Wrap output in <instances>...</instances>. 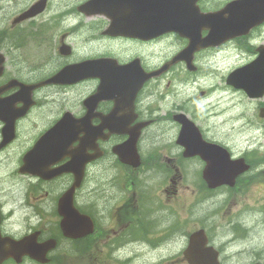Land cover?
Segmentation results:
<instances>
[{
	"label": "rangeland",
	"instance_id": "obj_1",
	"mask_svg": "<svg viewBox=\"0 0 264 264\" xmlns=\"http://www.w3.org/2000/svg\"><path fill=\"white\" fill-rule=\"evenodd\" d=\"M80 0H76L75 3H78ZM224 0H206L204 1V6L208 8H213L215 5L219 7L218 2ZM64 5V4H63ZM62 4H58L56 0L53 1L50 8L46 11L45 15H52L55 9L58 7L62 8ZM17 8L13 9L16 10ZM10 11V10H9ZM2 10L0 8V14ZM4 14V13H2ZM6 15H8L5 12ZM47 19L46 24L48 23L47 16H42ZM98 18L94 17L86 21V25L89 23L94 24V27L100 26V23L97 22ZM42 26L40 28L33 29L34 34L26 35V40L23 43V47L21 50L22 58L27 59L30 57H39L35 55L38 52L41 45L47 46V49L55 47L56 43V34L54 33L55 29L50 28L49 26ZM61 31L62 26H57ZM35 28V27H33ZM90 29V28H89ZM97 29H90L89 34L97 33ZM20 34L22 32H19ZM61 34V33H60ZM262 34L259 38H252L250 40L240 39L234 41L229 46L224 48L223 50L218 51H209V54H205L206 52H202L198 55L196 59V64L200 68L194 74H188L187 71H176L177 80H174L170 75H164L160 80L151 82L149 86H156V90L149 87L148 91L153 93V96H156V102L152 104V110L154 112H159L161 117H164L163 122H168L170 119V113L167 112L166 115H163L162 109H168L173 103L182 102L186 103L189 111H191L197 118L200 120V124L211 130L210 134L213 135L214 138L219 137L215 128L221 129L225 135V137L232 136L231 127L234 125L233 115L236 112L234 105L241 106L242 104L249 105H257L258 102L248 101V98L242 93L240 90H235L230 86L226 87V90L218 91V89H223L225 87L224 76L227 75L229 71L233 68L243 64L246 62L253 53V47L251 46L253 43L264 42V28L263 30L256 34ZM22 35V34H21ZM38 36L41 39V42L38 47H36L33 43L37 40ZM70 42L72 49H74L72 57L65 58V61H73L80 60L84 57L91 56H99L101 54L106 53H116L121 55L122 57L126 56V50L131 46V44H125L124 42H120L119 40H110L106 38L102 39H94L93 35L79 34L74 38L71 36ZM68 42V40H67ZM157 49L152 48L150 50H146L144 52L148 53L147 62L148 64L153 65H161L164 63L166 59H169L174 55V53L183 45L184 43L177 37H168L163 39L161 42L157 43ZM233 47L238 52V55L233 53ZM225 54H233V56H227L225 58ZM242 54H247L245 56H241ZM52 55V54H51ZM247 58V59H246ZM42 64V62H38ZM43 65V64H42ZM35 75L39 74V71L34 72ZM198 73V75H197ZM195 79L191 84L185 85L183 87L181 85L182 80L185 79ZM83 86L78 87L76 89L69 90L68 92H59L54 95L56 104L60 108H64V106L72 107L74 109H79L80 104L79 101L83 99L89 92L94 89L96 83H84ZM147 87V88H148ZM178 89L180 93H185L184 95H176ZM230 96V97H229ZM146 95H144V99H146ZM152 100V99H151ZM260 100V99H259ZM248 101V102H247ZM261 103V102H260ZM54 104V102L52 103ZM51 104V105H52ZM223 105V106H222ZM220 106V107H219ZM62 111V110H61ZM61 111L58 110L57 114ZM252 116L253 122H257L255 115L250 112ZM167 117V118H165ZM255 125V124H254ZM41 128V127H40ZM38 129H29L26 128V133L23 132V129L19 130V136L17 141L8 149H6L2 155H0V204L2 206L10 205L11 196L18 197V189L10 188L11 183L9 182V176L11 171L14 169V165L19 159L20 154L26 147L28 141L33 139L35 135L40 131ZM263 129L257 130H248L246 133H263ZM168 132H166V135ZM244 136L239 138V142L242 141ZM162 146V141L156 140L155 142H151L150 140L146 142L145 150L147 152L157 150L162 151L159 147ZM262 164H259L257 169H261ZM165 163L159 166L158 170H153L149 176L150 180V190L153 193H160L169 182V177L171 173L167 174V177L164 173L160 172L159 169H164ZM187 170L191 173L186 175V181L193 182L194 185V173H193V163H188ZM95 170V172H94ZM92 175L89 177L87 182H92L94 184L93 188H97L99 193L98 195L92 191L87 193L84 189L80 192L81 195L79 198L84 204V208L91 211L94 209L95 214L97 215L98 220L101 223H104L106 220L103 216L107 217L112 215V219L116 226L122 224L124 218L129 217L127 214L128 208L131 207V203L133 202V189H130V186H126V178L129 180L136 181L139 184V177L132 171L125 172L123 169L116 167L112 160L109 162L108 167L104 170L101 168V164L95 168H92ZM112 179H116V183L112 185V187H116L120 189L119 195L115 196L113 193L107 196V186L105 181L107 177ZM113 181V180H112ZM141 181V180H140ZM112 184V183H110ZM126 186V188H125ZM87 188V187H86ZM182 190L176 195H170V197L166 198V196L162 197V201L169 203L168 208V217H171L173 220V236L176 238L184 239V236L193 231L194 229L200 227L202 224L209 226V234L212 238L217 239V242L223 244L228 248V257L226 259L225 264H245L250 263L254 260H260L259 258L263 257V244L261 242L264 241L263 228H257V226L261 225L262 216L258 212L262 211V205L258 206H250L249 210L247 208H239L236 207L231 202L230 192L226 191L222 198L218 199L215 202V205L212 203H208L205 199H207L209 194L207 191H190ZM115 196V197H114ZM29 197H34V192L29 193ZM116 198V202L112 205H109V198ZM36 197L33 198L35 200ZM31 200V203L34 202ZM49 199H46L44 202H49ZM43 202V203H44ZM166 202V203H167ZM30 208V207H29ZM243 211V214H241ZM30 212V211H27ZM24 213L21 210H18V206L15 211V217H21ZM132 216V214H131ZM250 218V219H249ZM244 219L245 225L248 227L246 230L247 235H243L239 240L248 239L253 243V249L249 254L241 253L239 255L235 254L239 249V244H233L232 246L229 243V240L234 237V233L232 232L231 225L234 222L241 223ZM151 220L149 221V223ZM148 223V225H149ZM254 225V231H250L249 228ZM258 229V230H257ZM110 230V229H109ZM250 231V232H249ZM257 231V232H256ZM119 241V240H116ZM162 243V241H160ZM227 243V244H225ZM180 244V243H179ZM78 250L66 253L61 257H58L57 264H91L93 259L91 252H87L85 246V241L77 242ZM185 245V240L180 247L175 250H179V254H173V263L179 264V257L181 255V251ZM226 248V250H227ZM174 252V251H173ZM179 256V257H178ZM254 259V260H252ZM246 260V261H245ZM249 260V261H248ZM100 263V261L98 260ZM94 262L93 264H95Z\"/></svg>",
	"mask_w": 264,
	"mask_h": 264
},
{
	"label": "flooded vegetation",
	"instance_id": "obj_2",
	"mask_svg": "<svg viewBox=\"0 0 264 264\" xmlns=\"http://www.w3.org/2000/svg\"><path fill=\"white\" fill-rule=\"evenodd\" d=\"M17 15V14H16ZM76 18V25H74V19ZM90 18H84V16L78 12L70 11L69 13L65 14L62 17V31L58 28L55 31L56 34V43L59 44L61 42V39L63 42L69 41L70 37L74 36L70 33H73L80 29V31L86 33L87 35H93L94 38H97L98 35L102 38H107L111 39L108 37H105L101 34V31L105 28V21L103 20H97L98 23H100V26L94 27V24L89 23L86 25V21ZM47 22L46 18H43L42 15L32 19L25 21L23 23L26 24L27 27H31L33 25L37 24V27L40 28L42 26H45ZM74 25V26H73ZM17 27L16 25H14ZM76 26V27H75ZM106 26H107V21H106ZM13 27V26H11ZM13 27V28H15ZM97 29V33L89 34L90 29ZM0 32H4L3 30H0ZM61 33V34H60ZM253 33V32H252ZM252 33L250 35H252ZM172 37H175V35H170ZM164 39L163 37L156 38L153 40L149 41H141L138 39H132V38H117L115 40H120L125 42V44H131V46L126 50V56L122 57L121 55H118L116 53H106V54H101L99 56H105V57H114L117 59L119 63L127 62L133 59H136L141 66V68L145 72H152L157 69V67L161 66L164 64L167 60L164 61L161 65L153 64L150 66L147 62L148 58V53L144 52L146 50H150L152 48L157 49V43L161 42ZM180 40L185 44V41L180 38ZM177 50L179 51L183 46ZM219 48H209L202 50L199 52L197 55L201 54L202 52H209V51H215L218 50ZM177 51L175 53H177ZM74 52V51H73ZM72 52V55H73ZM255 50H253V53ZM174 53V54H175ZM253 54L249 57H252ZM91 56L84 57L80 60L90 58ZM247 57V58H249ZM80 60H73L72 62L75 61H80ZM198 60V59H197ZM196 62V61H195ZM34 60L28 59L26 61L27 64V73L24 72V78L25 79H42L50 75L49 71L47 69L44 70H39L40 74L35 75L33 67L35 68L37 65H35ZM69 62H65V60H56L53 62L54 69L58 68L61 64H67ZM197 70V67L195 68ZM174 71H187L185 68V65L183 62H179L174 66H171L168 68V71L164 75H170ZM159 78L156 79H151L147 83H144V86L142 90L136 95L135 101H134V106H135V113L138 115V118L134 123L141 122V121H151V123L143 128L142 130V140L141 143L139 144V151L141 152V161L142 162H151L156 164L157 162H165L169 163L171 161H174L176 159H180L181 161H186V162H193L195 163L196 169L199 171L198 177L200 178L198 188L202 192L203 190L207 191H214L212 193H221L222 191H228L230 192V197H231V202L236 206L241 208H247L249 209L250 206H256L257 204H261L263 213H262V219H261V225L257 226V228H263L264 230V130L262 131L263 133L258 134V133H246L248 130H257V129H263L264 126V117H261L259 114V110L261 107H264V102L263 103H258L257 105H249V106H239L235 105L236 112L234 113L233 117V122L234 125H232L231 129L232 130V136L230 135L228 138L225 136V133L221 129L215 128V132L219 137L214 138L212 134H210L211 130L213 129H208L204 127L203 125H200V120L197 118L191 111H189L188 106L186 103H173L168 109H162L160 108L159 110L162 111L163 115H166L167 112L170 113V119H168V122H163L160 121L158 122V119L161 118V115L159 112H154L152 110V104L156 102V96H153V93L151 91H148L149 87L155 89L156 86H149L148 85L153 82V81H158ZM94 80H88L85 83H94ZM84 84V83H83ZM80 86H74V87H64L59 90L63 92H68L69 90L76 89ZM148 87V88H147ZM156 90V89H155ZM93 91V89H92ZM91 91V92H92ZM43 92H39L36 94V97L39 99L43 96ZM144 95H146V99H144ZM152 99V100H151ZM252 102H255L252 100ZM263 105V106H262ZM67 108H70L66 106ZM113 107V102L111 101H103L100 105V110L102 111L103 114H107L112 110ZM252 112L255 117L257 122H253L252 116L250 115ZM176 113H183L189 116L198 127V130L202 136V138L207 141V142H212L216 143L222 147H224L230 157L235 160H242L245 163L249 165V168L245 171L239 172L234 179L233 185L228 187V186H222V187H216L214 189L208 188L207 183L203 180L202 178V173H203V168H204V162L198 157L194 156L191 158H185L183 156L184 149L182 147H179L176 145L177 139L176 137L178 136L180 130H181V125L175 121L174 115ZM33 114V110L26 116L24 119L26 122L32 124V125H40L41 128H44L53 121L56 122L58 118H54L49 115H38L35 114V117L33 120H31L29 117ZM93 124H97V120H93ZM255 124V125H254ZM166 132L168 134L166 135ZM150 137V136H156V140L159 138H164L165 142L162 144L161 147H159L162 151H157L153 150L150 152H147L145 150L146 148V143L143 144V141H147L148 139L144 137ZM244 136L241 142H239V138ZM125 137L121 135H113L111 136L108 141L103 142L102 148L103 151L106 153L107 156L113 155L112 149L116 144L121 143L124 141ZM259 164H262L261 169H257ZM238 167H236L237 170ZM183 175L179 173V168L176 167L174 170V176L170 180L171 185H167L163 189V193L168 196V195H175L178 193L179 189H187L189 188L188 185H184L181 181ZM220 197H216L213 199L214 202H216ZM212 200V199H211ZM138 221L139 219L137 218H132L129 223L126 225H123V228L121 231H118L116 229L111 230V233L107 230L106 227H102L101 229L96 230V234L92 236V240L90 241V245L94 247V243L97 240H101L106 247H110L113 241L116 239H125L130 236L128 233L129 229L130 232L133 230L135 226L138 227V231L140 229V226H138ZM167 219H162L160 222V232L159 234L155 233V230H153V226L155 225V221L151 220L149 223V227H151V230H148L150 233L137 235V233H133L134 235L133 238H129L126 240L125 244L119 245L118 248L113 252L112 256L113 260L110 261H104V260H99L100 263L98 262L96 257H92L95 259L94 261L91 262L93 264H174L173 262V254H179L180 252H173L174 251V246L179 248V245L173 244L174 238L169 237V235L162 234L164 229L163 226L166 225ZM254 225H252L249 230L254 231ZM168 230V227L165 228V231ZM206 230L208 232V228L206 227ZM246 230H248V227L244 223V219L241 223H233L232 224V232L234 233V237L229 240L230 245L232 246L233 244H239L241 247L240 249L235 253L237 255L244 253V254H249L252 249H253V243L250 242V240L245 239V240H239L243 235H247V233H244ZM258 230V229H257ZM141 232V230L139 231ZM257 232V231H256ZM264 232V231H263ZM20 232H14L12 233L13 235L17 236L19 235ZM264 238V234L262 235ZM158 240L162 241L161 244H158ZM211 244H214L216 248L219 250L222 262L221 264H225L226 259L228 257V248L225 247L223 244H220L217 242V239H211ZM157 243V244H156ZM262 244L264 243L261 242ZM157 246H156V245ZM227 244V243H225ZM227 248V250H226ZM263 257L259 258L261 259V262L264 264V244H263ZM179 257V256H178ZM133 258H136L133 260ZM179 264H187L185 259L183 258V255H181L179 258ZM254 260V259H252ZM225 261V262H224ZM246 261V260H245ZM249 261V260H248ZM257 261V260H254ZM251 261V262H254ZM250 262V263H251ZM247 263V261L245 262Z\"/></svg>",
	"mask_w": 264,
	"mask_h": 264
},
{
	"label": "water",
	"instance_id": "obj_3",
	"mask_svg": "<svg viewBox=\"0 0 264 264\" xmlns=\"http://www.w3.org/2000/svg\"><path fill=\"white\" fill-rule=\"evenodd\" d=\"M197 0H92L85 7L91 6L92 4L101 5V12L104 13L105 5L109 4L107 8V14L111 19L110 28H113L111 34L117 35H135V27L140 25L141 22L147 19L150 22L152 18L159 27V33L165 32L169 27L177 23H186L189 19L191 22L195 19H199L203 27L210 28V35L208 36L206 43L213 44L230 38L246 34L251 28L264 22V0H237L227 4L217 14H205L200 17H195L197 8L195 6ZM42 6V3H40ZM37 11V10H36ZM36 11H32L33 14ZM133 14L137 21L132 25ZM125 20V22H124ZM194 25V24H193ZM131 27L132 30H129ZM199 47L198 44L189 45L185 51L191 52ZM258 57L247 64L246 66L239 68L232 72L227 83L231 84L236 88L243 89L249 96L260 97L264 92V47L261 46L258 49ZM83 70V68H80ZM100 87L96 95H93L95 100H99L106 96H113L118 99L120 94L119 89L116 91L113 86H108L106 77L103 75L99 76ZM125 82L131 81V78H124ZM115 99V100H116ZM116 103L117 100H116ZM115 107L116 111L119 109L118 104ZM264 115V109L261 112ZM86 118V119H85ZM85 120L80 125H74L68 121L66 129L68 132H72L74 128L78 131L85 129L86 139H90L94 129L88 126L89 117L86 115ZM185 118H184V120ZM63 127L59 128L61 133ZM130 135L132 131L129 132ZM93 140V139H92ZM134 143L135 139L132 137L129 139ZM212 162V161H211ZM209 164V162H208ZM208 169H210L208 167ZM207 169V170H208ZM208 176V175H207ZM228 179L232 176L231 172L228 173ZM213 177V175H212ZM208 178V177H207ZM221 178H225L222 177ZM205 236L203 232L198 231L189 237V245L184 252L185 257L190 264H217L215 255L212 252L204 249Z\"/></svg>",
	"mask_w": 264,
	"mask_h": 264
},
{
	"label": "bare ground",
	"instance_id": "obj_4",
	"mask_svg": "<svg viewBox=\"0 0 264 264\" xmlns=\"http://www.w3.org/2000/svg\"><path fill=\"white\" fill-rule=\"evenodd\" d=\"M230 97V96H229ZM223 106V105H222ZM220 107V106H219Z\"/></svg>",
	"mask_w": 264,
	"mask_h": 264
}]
</instances>
